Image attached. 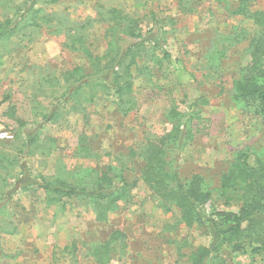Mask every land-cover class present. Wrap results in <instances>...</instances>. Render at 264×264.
Returning a JSON list of instances; mask_svg holds the SVG:
<instances>
[{
    "label": "rangeland",
    "instance_id": "1",
    "mask_svg": "<svg viewBox=\"0 0 264 264\" xmlns=\"http://www.w3.org/2000/svg\"><path fill=\"white\" fill-rule=\"evenodd\" d=\"M30 4L0 0V23L23 15L20 30L0 39V264L186 263L197 247L211 245L212 235L205 226H186L176 207H165L152 194L140 179L142 157L132 151L171 129L167 113L173 99L187 119L194 114L209 119L203 133L182 145L167 142L172 167L183 179L199 174L216 187L238 151H264L261 117L234 99V82L252 74L249 40L257 25L236 13L237 0ZM250 10L264 11V0H250ZM122 15L138 18L145 33L159 31L171 55L163 59V52L149 49L134 68L136 107L122 113L111 97L102 96L79 112L68 101L63 117L45 121L43 113L63 105L59 97L66 73L76 66L89 68L84 46L103 54L113 31L109 27ZM77 33L86 37L74 49L71 35ZM12 106L15 118L8 113ZM24 141L31 147L23 152ZM83 142L96 156L78 154ZM109 164L136 186L131 201L121 203L106 221H98L81 197L48 206L44 194L24 189L19 179L24 169L35 177H52ZM224 201L215 199L220 208L237 210ZM117 229L125 240L111 241L106 258L95 257L93 248L108 242ZM215 254L225 264H264V255L250 248L233 252L225 245Z\"/></svg>",
    "mask_w": 264,
    "mask_h": 264
},
{
    "label": "trees",
    "instance_id": "2",
    "mask_svg": "<svg viewBox=\"0 0 264 264\" xmlns=\"http://www.w3.org/2000/svg\"><path fill=\"white\" fill-rule=\"evenodd\" d=\"M37 1L31 0L30 7ZM236 11L253 19L258 31L249 40L252 74L234 82V99L253 114L259 115L264 126V11H251L250 0H237ZM22 17V14H18L15 18L1 22L0 39L11 37L19 31ZM120 17L114 18L115 23L109 27L113 31L108 34V47L103 54L95 55L84 46V53L90 62L89 68L86 70L82 66H76L66 73L65 91L59 97L63 105L58 103L51 111L43 113L45 121H57L63 117L68 101L72 105L71 109L80 110L79 112L86 110V103H95L102 96L111 97L117 110L122 113L130 112L136 107L134 68L138 67L149 49L163 52V59H169L171 55L163 48L165 40L159 31L152 29L145 33L138 18L129 15ZM85 37L80 33L71 35L74 40L71 47L78 49L75 42L83 44ZM8 113L15 118V107H9ZM167 118L172 125L171 129L157 139H149L141 151L133 150L132 153H138L142 157L140 179L152 194L165 207H176L180 221L186 226H205L212 235L211 245L197 247L184 264H225V259L215 254L225 245L230 246L233 252L247 251L250 248L252 252L264 255V151H238L216 187H211L199 174L185 180L177 168L172 167L167 142L182 145L196 133H203L209 119L196 114L187 119L179 110L175 99L172 100ZM36 142L37 139L34 138L30 141L32 145ZM27 144L24 141L23 152L31 147ZM79 146L80 156H96L87 143L83 142ZM25 155L29 156V151ZM22 172L24 178H19L21 186L44 194L48 206L72 197H81L93 207L98 221H106L109 213L117 210L121 203H129L136 186L135 182L128 180L111 164L100 170L83 168L76 173L65 172L52 177H35L31 173L27 174L26 169ZM221 198L225 200L223 205H235L237 210L217 206L215 199ZM208 204L211 207H207ZM125 237L123 231H113L108 242L91 249L93 255L98 257L103 254L106 258L111 241H123Z\"/></svg>",
    "mask_w": 264,
    "mask_h": 264
},
{
    "label": "built area",
    "instance_id": "3",
    "mask_svg": "<svg viewBox=\"0 0 264 264\" xmlns=\"http://www.w3.org/2000/svg\"><path fill=\"white\" fill-rule=\"evenodd\" d=\"M6 135L5 136H7V133H5Z\"/></svg>",
    "mask_w": 264,
    "mask_h": 264
}]
</instances>
